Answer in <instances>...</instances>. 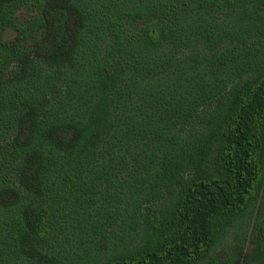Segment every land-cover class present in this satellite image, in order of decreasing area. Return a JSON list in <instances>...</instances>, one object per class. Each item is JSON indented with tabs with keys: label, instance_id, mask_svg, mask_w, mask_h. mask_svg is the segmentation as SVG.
Instances as JSON below:
<instances>
[{
	"label": "trees",
	"instance_id": "16d2710c",
	"mask_svg": "<svg viewBox=\"0 0 264 264\" xmlns=\"http://www.w3.org/2000/svg\"><path fill=\"white\" fill-rule=\"evenodd\" d=\"M0 264H264V0H0Z\"/></svg>",
	"mask_w": 264,
	"mask_h": 264
}]
</instances>
